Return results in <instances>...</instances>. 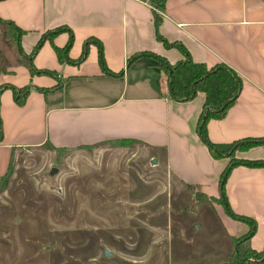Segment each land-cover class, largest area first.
Returning a JSON list of instances; mask_svg holds the SVG:
<instances>
[{
	"label": "crops",
	"instance_id": "1",
	"mask_svg": "<svg viewBox=\"0 0 264 264\" xmlns=\"http://www.w3.org/2000/svg\"><path fill=\"white\" fill-rule=\"evenodd\" d=\"M0 17L25 30L21 45L27 55L46 32L67 28L44 39L32 60L37 69L54 73L49 75L32 74L17 61L0 25V50L12 63L0 74V85L29 88L23 105L11 88L0 95V175L24 149H46L51 156L60 150H120L124 155L129 151V159L145 155L143 166L159 164L175 172L186 181L187 191L217 198L228 158H214L198 135L204 92L184 101L170 97L167 76L154 56L143 55L127 65L139 52L170 63L183 58L179 48L168 47L158 34L180 42L193 61L207 67L224 63L242 77L241 91L225 114L207 121L211 141L264 135V0H167L163 9L149 0H1ZM70 40L65 59L63 49ZM86 44L87 56L81 60ZM59 83L62 87L40 90ZM116 141L132 142L121 146ZM235 152L262 160L264 143ZM158 154L161 161L155 159ZM225 183L232 211L255 220L250 246L262 249L264 165H236ZM211 204L226 236L249 231L221 203Z\"/></svg>",
	"mask_w": 264,
	"mask_h": 264
},
{
	"label": "rangeland",
	"instance_id": "2",
	"mask_svg": "<svg viewBox=\"0 0 264 264\" xmlns=\"http://www.w3.org/2000/svg\"><path fill=\"white\" fill-rule=\"evenodd\" d=\"M11 67L0 50V74ZM128 154L24 149L15 156L11 184L0 193V264H221L229 258L233 236L225 235L213 200L187 191L186 181L165 166H143L145 155Z\"/></svg>",
	"mask_w": 264,
	"mask_h": 264
},
{
	"label": "trees",
	"instance_id": "3",
	"mask_svg": "<svg viewBox=\"0 0 264 264\" xmlns=\"http://www.w3.org/2000/svg\"><path fill=\"white\" fill-rule=\"evenodd\" d=\"M1 1V0H0ZM152 6L163 9L167 0H149ZM158 26V23L156 21ZM0 25L4 31L5 42L16 49V55L21 60L20 62L26 64L32 74H49L54 75L53 72L48 70L37 69L32 60L39 50V48L44 43V39L51 36L52 34H57L59 32L65 31L67 28L59 27L55 30L46 32L42 39L37 43L35 49L31 54H25L21 39L25 30L19 28L14 22L4 20L0 17ZM158 38L162 40L168 47H177L184 54L183 58L178 60L176 63H170L166 58L156 55L151 52H139L132 55L128 61L127 65L130 66L138 57L143 55H151L159 60L160 68L167 76L169 95L175 100L184 101L192 99L196 96L198 91H202L205 94L204 101L202 104V110L200 111L199 117L197 119V132L200 138L205 142L208 147L209 153L212 154L214 158L217 157H227L228 162L224 166L219 176V187L220 193L217 198L208 197L205 194L197 193V195L204 196L208 201L213 200L222 204L224 211L231 217L241 220L248 224L249 231L238 237H233L231 244H233V250L226 260L221 262V264H264V247L262 249H254L250 246L249 238L256 230L255 220L252 217L245 216L243 214L232 211L229 206L228 200L225 194V181L236 165H245L251 167H261L264 165V159H245L236 156V150H246L250 146L262 145L264 143V135L262 137H247L243 139L233 140L231 143H218L213 142L207 136L206 125L210 118L222 117L230 105L236 100L240 93L242 85V77L230 66L228 67L224 63H217L212 67H207L204 62H196L190 58L185 46H182L180 42H169L162 35L158 34ZM71 40L67 46L63 49V55L66 59V53L71 46ZM88 44V43H87ZM85 45L84 52L82 54V59L87 56L88 47ZM59 54L62 55V51L58 50ZM31 60V61H30ZM69 60V58H68ZM5 73L8 70H2ZM62 87V83L52 87L41 89L42 91H50L55 88ZM11 88L14 92L16 102L19 105H23L26 102L27 95L29 93L28 87H16L11 84L0 85V95L7 89ZM4 139V128L3 120L0 112V143ZM132 142V141H131ZM131 142L126 141H116V145H125ZM14 173L12 164L8 172L4 175H0V193L8 188L12 175ZM252 256H247L248 254Z\"/></svg>",
	"mask_w": 264,
	"mask_h": 264
},
{
	"label": "water",
	"instance_id": "4",
	"mask_svg": "<svg viewBox=\"0 0 264 264\" xmlns=\"http://www.w3.org/2000/svg\"><path fill=\"white\" fill-rule=\"evenodd\" d=\"M153 163H156V160H153ZM109 254H110V252L107 250L106 255L108 256Z\"/></svg>",
	"mask_w": 264,
	"mask_h": 264
}]
</instances>
